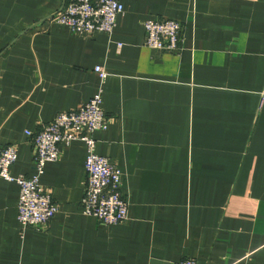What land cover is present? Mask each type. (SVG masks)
<instances>
[{
  "label": "crops",
  "instance_id": "crops-1",
  "mask_svg": "<svg viewBox=\"0 0 264 264\" xmlns=\"http://www.w3.org/2000/svg\"><path fill=\"white\" fill-rule=\"evenodd\" d=\"M68 1L0 0V148L32 178L26 132L102 88L96 153L127 219L83 215L86 147L61 146L39 178L48 224L22 228L19 187L0 178V264H264V0H120L110 35L51 23ZM146 20L179 22L180 49L146 48Z\"/></svg>",
  "mask_w": 264,
  "mask_h": 264
},
{
  "label": "built area",
  "instance_id": "built-area-1",
  "mask_svg": "<svg viewBox=\"0 0 264 264\" xmlns=\"http://www.w3.org/2000/svg\"><path fill=\"white\" fill-rule=\"evenodd\" d=\"M122 13L120 0H69L50 22L80 34L110 35ZM143 28L146 48L167 52L180 49L183 28L179 22L146 20ZM94 70L103 84L107 73L100 67ZM101 105L102 88L77 110L57 114L36 133L26 132L32 138L34 149V175L30 179L10 174V168L17 160L16 146L0 148V178L15 182L19 187L17 218L22 228H40L57 213L50 192L40 186L39 178L45 165L58 159L60 147L73 142H82L86 147V182L80 201L83 215L104 225H117L127 219L128 202L120 189L121 174L110 160L96 153L94 134L106 130L108 125ZM178 264L197 263L185 260Z\"/></svg>",
  "mask_w": 264,
  "mask_h": 264
}]
</instances>
